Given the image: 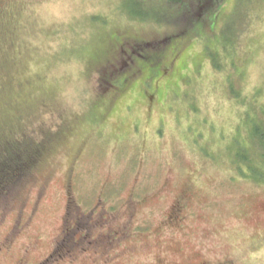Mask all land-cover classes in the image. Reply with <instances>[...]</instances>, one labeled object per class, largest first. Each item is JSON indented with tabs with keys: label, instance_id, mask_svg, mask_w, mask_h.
I'll use <instances>...</instances> for the list:
<instances>
[{
	"label": "rangeland",
	"instance_id": "1",
	"mask_svg": "<svg viewBox=\"0 0 264 264\" xmlns=\"http://www.w3.org/2000/svg\"><path fill=\"white\" fill-rule=\"evenodd\" d=\"M173 4L0 0V139L41 147L0 196V264H36L61 240L47 264H110L111 250V264H264V183L225 149L247 109L230 83L264 111V0ZM117 38L144 55L124 85L102 72L126 60ZM116 226L124 244L94 240Z\"/></svg>",
	"mask_w": 264,
	"mask_h": 264
},
{
	"label": "trees",
	"instance_id": "2",
	"mask_svg": "<svg viewBox=\"0 0 264 264\" xmlns=\"http://www.w3.org/2000/svg\"><path fill=\"white\" fill-rule=\"evenodd\" d=\"M169 1H173V6L179 8V5L183 0ZM208 6H210L209 2L200 3L199 7L200 9H202L201 11H203V15L198 17V19H195V21H199V23L202 22L200 20L207 14ZM136 9L139 15H132L142 18L145 15L144 12L141 8ZM236 9L237 7L234 9V12ZM148 14H151V17L154 20L160 21V16L155 14V12L149 13L147 11L146 15ZM227 21L225 25L230 22V19H228ZM162 40L163 38L160 40V43H157V45L162 46ZM210 56L213 59H211L212 63L218 66L216 58L214 59L212 54ZM142 57H144V55ZM228 86L231 94L233 95L234 99L236 98L238 104L247 109L243 112L244 117H242L240 123L242 132L241 137H236L232 135V133L230 135L232 137L234 136L233 138H231L232 141L226 144L225 149L227 162L228 164H230L231 169L235 172V174L237 173L236 175H238L239 177H242L246 180H251L257 184L264 183V124H262L264 123V111L261 107H259V105H257V102L255 101L256 95L249 98L245 94H242V98L239 94L242 93L240 89L236 88L234 85H231V83ZM5 106L8 107V109H13L11 104L9 106L7 103ZM251 112L255 114V116H253L255 117V119L253 120L252 117H248ZM247 123H249V129L243 126V124L246 126ZM21 138H26V136H7L6 138L0 139V196L6 195L8 193V189H10L14 184L19 182L23 178L27 167L36 159L38 155H40L41 150H39V148L41 149V147L36 146L35 144H31L37 141L29 140L28 138H26L27 141L25 139H22L21 141L19 140ZM238 140H240L241 142H239ZM20 143H24L26 145V148H20L18 146ZM201 147V154H203L204 156H208L212 160L218 161V154H216L214 151H209L207 145ZM229 150L233 160L235 159V163L230 160ZM255 160H257L258 162V165L256 166L253 165ZM63 242L64 241L61 240L55 246L54 250L60 252L59 250Z\"/></svg>",
	"mask_w": 264,
	"mask_h": 264
},
{
	"label": "flooded vegetation",
	"instance_id": "3",
	"mask_svg": "<svg viewBox=\"0 0 264 264\" xmlns=\"http://www.w3.org/2000/svg\"><path fill=\"white\" fill-rule=\"evenodd\" d=\"M118 41V47L121 50V53L124 54L126 60H122V62H120L118 60V58H115L112 62L109 63L108 66H104V68H107V71L102 70L103 73H106V75H108V73H110L112 76V78H115V82H113L112 84L110 83V85H124V82L127 81L129 79V76L135 69V68H139L138 70L135 71V74H137L140 71V68L142 67V64L140 63V61L143 60V55L141 54H136L133 52L134 49H132V47L134 46L133 44H130L129 42H124V40H126V38H117ZM121 41V42H120ZM145 45V44H144ZM141 50V49H140ZM120 52V51H119ZM122 59V57H121ZM109 68V69H108ZM149 75V73H148ZM144 83H146V79L145 81L143 80ZM123 228H126V226H116L111 228L112 230H110V234H112L113 237H108L107 236V231H103V232H98V236L96 238H94V240L97 243H101L106 250H108L109 245L108 243H112L114 242L115 244H118L119 246L121 245V243L125 242V240L128 238V234L124 231H122ZM130 235V234H129ZM90 242V241H88ZM124 244V243H123ZM7 246V245H6ZM55 253V251H50V253H48L45 258H43L41 261H38L36 264H47V261L49 260L48 258L51 257L53 254ZM107 257V258H106ZM25 258V257H24ZM104 262H108V263H113V262H118L120 257L117 253V251H109L103 259H105ZM21 260V259H20ZM205 264V263H203Z\"/></svg>",
	"mask_w": 264,
	"mask_h": 264
},
{
	"label": "clouds",
	"instance_id": "4",
	"mask_svg": "<svg viewBox=\"0 0 264 264\" xmlns=\"http://www.w3.org/2000/svg\"><path fill=\"white\" fill-rule=\"evenodd\" d=\"M60 71H73V69H71V68H61ZM66 102L69 103V104L72 103L71 96H69V97L67 98V101H66Z\"/></svg>",
	"mask_w": 264,
	"mask_h": 264
}]
</instances>
